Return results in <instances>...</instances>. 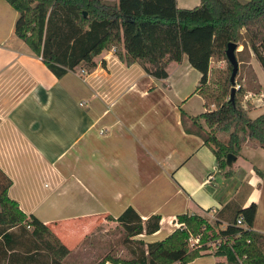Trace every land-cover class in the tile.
Instances as JSON below:
<instances>
[{"label": "crops", "instance_id": "0c3cea01", "mask_svg": "<svg viewBox=\"0 0 264 264\" xmlns=\"http://www.w3.org/2000/svg\"><path fill=\"white\" fill-rule=\"evenodd\" d=\"M175 1L191 7L199 0ZM17 16L0 0V169L11 180L8 196L69 249L59 264H94L110 253L95 235L118 226L105 215L127 206L141 219L158 214V228L139 234L146 242L170 233L179 213L213 215L230 201L254 202L251 227L264 232V148L244 142L224 175L201 138L184 129L180 111L204 110L195 90L200 73L185 57L168 61L160 78L103 49L92 69L55 76L16 36ZM247 64L260 89L255 116L264 88L254 61ZM25 247L11 264L49 261L45 251L32 255ZM215 257L213 264L225 263Z\"/></svg>", "mask_w": 264, "mask_h": 264}, {"label": "trees", "instance_id": "16d2710c", "mask_svg": "<svg viewBox=\"0 0 264 264\" xmlns=\"http://www.w3.org/2000/svg\"><path fill=\"white\" fill-rule=\"evenodd\" d=\"M7 1L18 11L16 36L55 76L75 67L92 69L93 57L103 49L111 48L126 64L140 62L146 72L160 78L166 76L168 61L185 57L200 73L195 90L203 99L204 110L192 115L180 111L184 129L201 138L220 168L226 167V153L237 155L244 142L264 148V112L248 115L241 103L244 92L240 86L229 97L231 65L225 55L228 41L235 47L240 42L242 48H234L237 61L246 50L264 72V0H199L191 7H178L175 0ZM223 173L229 175L231 170ZM10 183L0 169V264H11L16 250L25 246L32 255L48 253L46 264H59L69 249L42 220L24 213L8 196ZM234 203L216 209L212 220L194 212L179 213V226L163 238L147 242L139 234L158 228V214L141 219L130 206L116 217L106 214V219L117 221L121 230L118 241L126 254L106 253L94 264L105 260L185 264L208 252L223 256L224 264H264V232L251 227L255 204ZM196 235L198 245H189L188 238ZM217 237L220 241L208 250L205 242Z\"/></svg>", "mask_w": 264, "mask_h": 264}, {"label": "rangeland", "instance_id": "374dc122", "mask_svg": "<svg viewBox=\"0 0 264 264\" xmlns=\"http://www.w3.org/2000/svg\"><path fill=\"white\" fill-rule=\"evenodd\" d=\"M242 48V44L239 42L236 43V50H239ZM238 54L235 56L236 59ZM239 58L240 60L237 61V71L236 74L234 76V86L236 87H242L243 88V96L241 98V103L243 105V107L247 108V113L249 114V116H253V112L250 111V108H252L255 105V101L253 100V96L255 95H259V85L257 84L256 81H254L253 75L251 73V69H250V64H247V61H254V65H256L260 76H259V82L261 83L262 87L264 88V72L259 64V62L255 59V57L250 53L247 52L246 50L242 51V54H239ZM213 63V62H212ZM236 87V88H237ZM264 95V94H263ZM260 98V97H259ZM194 100V98H193ZM193 100H190L193 101ZM261 102H264V97H262L261 95ZM259 113L264 112V104L262 105V107L259 109L258 111ZM250 116V117H251ZM230 167V165H229ZM224 169V171H226V167L222 168ZM202 214L204 215V217H206L209 220H212V216L211 214H206L204 212H202ZM98 226V225H97ZM99 227V226H98ZM121 230L120 227L112 224V226H108V228L104 231L101 232L100 230L98 231V233L95 235L97 237V241L98 242H105V243H109L110 246V254L111 255H125L126 251L123 248V245L119 244L118 241V237L120 236ZM94 237V236H93ZM100 238V239H99ZM218 238V237H217ZM216 238V239H217ZM206 245H209V249L208 250H212L214 248L213 241L212 240H207ZM106 245V244H105ZM198 261L199 264H213V260H218V257L215 256H210L208 254H202L199 256L195 257ZM195 258H193L192 260H194ZM93 259L90 260V262H92Z\"/></svg>", "mask_w": 264, "mask_h": 264}, {"label": "water", "instance_id": "95a60500", "mask_svg": "<svg viewBox=\"0 0 264 264\" xmlns=\"http://www.w3.org/2000/svg\"><path fill=\"white\" fill-rule=\"evenodd\" d=\"M234 48H235V43L232 41H228L225 47V55L231 65V69L229 73V81L231 83L230 93H229L230 98L233 96L234 90L236 89V87L233 85L235 82L234 75L237 70V59L234 54ZM233 159H234V155L232 153L227 152L225 155L226 164L229 165Z\"/></svg>", "mask_w": 264, "mask_h": 264}, {"label": "built area", "instance_id": "2783aa9c", "mask_svg": "<svg viewBox=\"0 0 264 264\" xmlns=\"http://www.w3.org/2000/svg\"><path fill=\"white\" fill-rule=\"evenodd\" d=\"M80 71H83V69H81ZM236 222L240 223V217L236 218ZM174 223L176 224V226H179L181 224L177 220ZM188 241H189V245H198V243H197L198 242V235L189 237ZM212 241H213L212 245L215 247V245L220 241V238L218 237L217 239H214Z\"/></svg>", "mask_w": 264, "mask_h": 264}]
</instances>
